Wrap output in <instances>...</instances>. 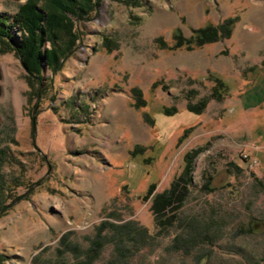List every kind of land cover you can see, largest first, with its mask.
Returning a JSON list of instances; mask_svg holds the SVG:
<instances>
[{"label": "rangeland", "instance_id": "1", "mask_svg": "<svg viewBox=\"0 0 264 264\" xmlns=\"http://www.w3.org/2000/svg\"><path fill=\"white\" fill-rule=\"evenodd\" d=\"M24 2L0 0L16 38ZM96 3L44 80L0 40L4 264L73 263L72 246L98 237L95 264H106L129 223L150 233L130 264H264V0ZM208 24L231 35L187 48ZM187 156V197L159 233L153 196L180 180Z\"/></svg>", "mask_w": 264, "mask_h": 264}, {"label": "trees", "instance_id": "2", "mask_svg": "<svg viewBox=\"0 0 264 264\" xmlns=\"http://www.w3.org/2000/svg\"><path fill=\"white\" fill-rule=\"evenodd\" d=\"M96 4V0H25L21 4L20 13L14 21L22 36L20 38L14 37L12 35L13 24L7 25L6 19L3 18L0 19V36L4 37L1 36L0 40L8 43L7 47L20 55L23 66L31 74L38 75L44 80V66L51 71H56L62 62L73 53L80 40L76 20L91 13ZM230 35L231 28L226 29L223 25L208 24L194 30L191 39L184 44L187 45V48H193V46L220 41ZM179 46H182V43ZM217 83L212 98L221 97L220 90L224 83L218 79ZM45 89L46 87L43 88L44 91ZM208 99L201 102V107L206 105ZM201 107L189 105L188 108L191 111L199 112L202 110ZM187 157L185 174L179 178L180 180L173 183L169 190L153 196L150 206L160 228L159 233L167 230L177 221V209L181 207L187 197L188 178H184V175L189 176L192 168V160L189 161V156ZM153 190L154 186H151L147 199ZM119 228L121 231L116 233L115 240H113L115 252L106 264H130V258L139 251L141 245L146 243L150 237L146 228L135 227L133 223L132 225L130 223L123 224ZM65 238L63 237L61 243L65 246L64 249L69 250L71 245ZM104 244L103 239L98 237L92 240L88 249L82 250L72 246L73 251L82 252L80 255L76 253V261L73 263L55 262L47 264H95ZM58 250L64 251L63 249ZM0 264H4V255H0Z\"/></svg>", "mask_w": 264, "mask_h": 264}, {"label": "water", "instance_id": "3", "mask_svg": "<svg viewBox=\"0 0 264 264\" xmlns=\"http://www.w3.org/2000/svg\"><path fill=\"white\" fill-rule=\"evenodd\" d=\"M34 131H35V123H34Z\"/></svg>", "mask_w": 264, "mask_h": 264}, {"label": "crops", "instance_id": "4", "mask_svg": "<svg viewBox=\"0 0 264 264\" xmlns=\"http://www.w3.org/2000/svg\"><path fill=\"white\" fill-rule=\"evenodd\" d=\"M264 91V90H263ZM263 91H261V92H263Z\"/></svg>", "mask_w": 264, "mask_h": 264}]
</instances>
